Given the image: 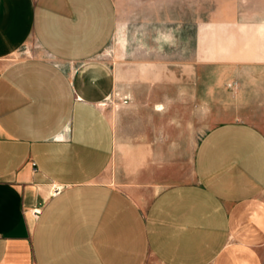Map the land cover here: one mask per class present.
<instances>
[{"label": "crops", "instance_id": "crops-1", "mask_svg": "<svg viewBox=\"0 0 264 264\" xmlns=\"http://www.w3.org/2000/svg\"><path fill=\"white\" fill-rule=\"evenodd\" d=\"M175 1L193 63L264 70V0ZM116 28L114 0H0V264H262L257 127L209 129L194 180L147 206L112 181L117 139L102 105L116 78L98 58ZM33 42L38 53H22ZM129 151L138 164L122 161L124 175L144 178L151 147H119Z\"/></svg>", "mask_w": 264, "mask_h": 264}, {"label": "rangeland", "instance_id": "rangeland-1", "mask_svg": "<svg viewBox=\"0 0 264 264\" xmlns=\"http://www.w3.org/2000/svg\"><path fill=\"white\" fill-rule=\"evenodd\" d=\"M114 4L116 32L98 58L116 78L114 92L102 105L117 139L109 172L114 183L147 206L160 190L194 180L195 149L212 127L244 122L264 133V70L193 63L194 39L178 1L114 0ZM23 50L28 56L39 51L34 42ZM138 144L152 149L147 153L148 167L142 170L144 178L138 173L124 175L121 165L125 161L128 170L133 169L138 154L129 151L124 156L119 147L130 150ZM261 258L264 264V247Z\"/></svg>", "mask_w": 264, "mask_h": 264}, {"label": "built area", "instance_id": "built-area-1", "mask_svg": "<svg viewBox=\"0 0 264 264\" xmlns=\"http://www.w3.org/2000/svg\"><path fill=\"white\" fill-rule=\"evenodd\" d=\"M125 103V102H124Z\"/></svg>", "mask_w": 264, "mask_h": 264}]
</instances>
